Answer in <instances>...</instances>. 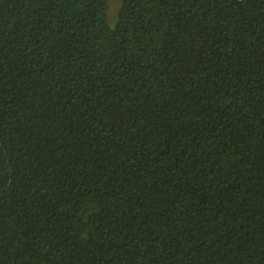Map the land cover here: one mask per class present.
<instances>
[{
    "label": "trees",
    "instance_id": "obj_1",
    "mask_svg": "<svg viewBox=\"0 0 264 264\" xmlns=\"http://www.w3.org/2000/svg\"><path fill=\"white\" fill-rule=\"evenodd\" d=\"M0 0V264H264V0Z\"/></svg>",
    "mask_w": 264,
    "mask_h": 264
},
{
    "label": "rangeland",
    "instance_id": "obj_2",
    "mask_svg": "<svg viewBox=\"0 0 264 264\" xmlns=\"http://www.w3.org/2000/svg\"><path fill=\"white\" fill-rule=\"evenodd\" d=\"M118 6H119L118 0H109L108 19L111 25H113L115 22Z\"/></svg>",
    "mask_w": 264,
    "mask_h": 264
}]
</instances>
